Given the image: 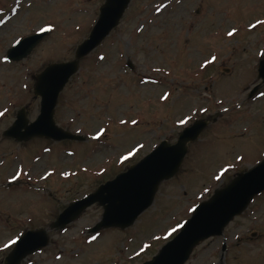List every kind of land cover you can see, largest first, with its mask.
<instances>
[{
  "label": "rangeland",
  "instance_id": "374dc122",
  "mask_svg": "<svg viewBox=\"0 0 264 264\" xmlns=\"http://www.w3.org/2000/svg\"><path fill=\"white\" fill-rule=\"evenodd\" d=\"M103 3L0 0V264L15 245L5 244L46 228L69 203L161 142L175 144L198 120L211 121L131 227L89 234L103 212L93 206L64 231H50L48 246L22 264H142L178 234L189 209L264 158V83L258 78L264 23H257L264 21V0H131L119 27L80 62L55 110L56 124L85 140L2 138L21 109L35 121L34 75L73 59ZM42 28L50 30L31 56L5 62L17 40ZM100 129L103 135L93 139ZM185 264H264V193Z\"/></svg>",
  "mask_w": 264,
  "mask_h": 264
},
{
  "label": "water",
  "instance_id": "95a60500",
  "mask_svg": "<svg viewBox=\"0 0 264 264\" xmlns=\"http://www.w3.org/2000/svg\"><path fill=\"white\" fill-rule=\"evenodd\" d=\"M130 2L131 0H105L99 8L98 19L89 36L78 45L73 59L49 64L39 74L34 75L33 93L40 97L39 115L30 123L26 109H21L14 123L4 131L3 137L20 143L34 138L54 142L85 140L84 137L64 130L56 124L54 115L59 97L70 79L78 72L80 62L99 47L119 25ZM47 35L48 31H44L22 39L23 49L19 50L21 46L16 43L7 51V60L23 61ZM128 66L131 67V63H128ZM258 70L259 78L263 79L264 83V60L259 63ZM257 89L258 87L251 95ZM209 123L210 120L196 121L179 134L175 144L161 142L137 164L100 185L88 196L70 203L48 228L25 232L6 256L4 264H21L28 256L48 246V231L65 229L94 204L102 207L103 213L100 221L89 229L90 233L112 228L125 230L131 227L153 204L160 185L176 176L188 152L189 144L199 139ZM263 192L264 159L247 171L237 173L227 185L217 189L208 200L201 202L180 232L165 244L157 255L143 264H185L200 243L221 236L227 225L247 209L254 197Z\"/></svg>",
  "mask_w": 264,
  "mask_h": 264
},
{
  "label": "snow or ice",
  "instance_id": "6c2138e0",
  "mask_svg": "<svg viewBox=\"0 0 264 264\" xmlns=\"http://www.w3.org/2000/svg\"><path fill=\"white\" fill-rule=\"evenodd\" d=\"M157 11L159 12L160 9H157ZM257 23H264V21H258ZM253 27H255V25H253ZM45 30H46V29H43V28L41 29V31H45ZM47 30H50V29H47ZM233 34H234V31H230V32L228 33L229 36H232ZM16 43H17L18 45L21 46V48H20L19 50H22L23 47H24V45L21 44V41L17 40ZM100 59L102 60V59H104V58H103V57H100ZM213 59H215V58H213ZM5 62H7V57H5ZM167 98H168V94H167V93H165V94L161 97V99H167ZM225 111H227V110L225 109ZM0 115H3V113H0ZM186 122H187L186 120H181V121H180V124L183 125V124H185ZM120 123H121V124H124V123H126V121L121 120ZM132 123L135 125V124H137L138 122L135 121V120H133ZM103 133H104V129H100L99 132L97 133V135H96L95 137H93V139H99V137H100L101 135H103ZM237 158H238V159H242V157H237ZM121 159H122V160H126V159H128V157H127V156H124V157H121ZM216 179H219V177H216ZM189 211H194V209H189ZM179 227H180V226L178 225L177 228H173L171 231H172V232H175V231L178 230ZM92 239H96V237H93ZM20 243H23V241H20ZM11 244H17V240H11L9 244H5V248H8ZM145 247H147V245H146Z\"/></svg>",
  "mask_w": 264,
  "mask_h": 264
},
{
  "label": "flooded vegetation",
  "instance_id": "af4514ba",
  "mask_svg": "<svg viewBox=\"0 0 264 264\" xmlns=\"http://www.w3.org/2000/svg\"><path fill=\"white\" fill-rule=\"evenodd\" d=\"M224 247H225V248H226V250H227L228 246H227V245L225 246V243L223 244V247H222V249H223Z\"/></svg>",
  "mask_w": 264,
  "mask_h": 264
}]
</instances>
